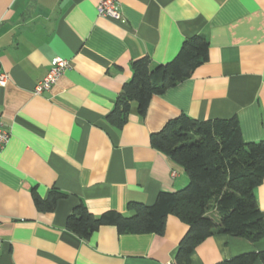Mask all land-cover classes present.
<instances>
[{"label": "crops", "instance_id": "0c3cea01", "mask_svg": "<svg viewBox=\"0 0 264 264\" xmlns=\"http://www.w3.org/2000/svg\"><path fill=\"white\" fill-rule=\"evenodd\" d=\"M100 0H0V264H163L173 260L185 222L169 214L163 234H121L102 225L87 240L65 228L82 203L94 216H128L129 201L153 203L188 184L184 169L150 143L169 119L235 117L245 141L264 139V0H117L120 20L97 14ZM202 34L207 60L192 75L109 125L132 60H171ZM69 66L49 91L34 94L54 57ZM65 194L51 211L34 196ZM264 215V180L255 188ZM264 250L257 241L214 233L189 264H215ZM255 264H263L256 260Z\"/></svg>", "mask_w": 264, "mask_h": 264}, {"label": "trees", "instance_id": "16d2710c", "mask_svg": "<svg viewBox=\"0 0 264 264\" xmlns=\"http://www.w3.org/2000/svg\"><path fill=\"white\" fill-rule=\"evenodd\" d=\"M208 41L202 34L186 38L175 56L152 65L144 56L131 61L132 74L125 82L106 120L121 129L136 103L135 113L144 116L150 99L189 78L207 60ZM238 120H198L186 114L169 119L150 135L151 145L179 164L188 184L171 192L160 191L153 203L129 201L128 216L108 210L94 216L82 203L68 214L65 228L89 239L102 225H114L123 234H163L169 214L185 222L175 264H189L190 254L214 233L257 241L264 236V215L257 205L255 188L264 180V139L245 141ZM45 199L34 196L38 210H53L64 193L52 189ZM264 264V250L242 253L215 264Z\"/></svg>", "mask_w": 264, "mask_h": 264}, {"label": "built area", "instance_id": "2783aa9c", "mask_svg": "<svg viewBox=\"0 0 264 264\" xmlns=\"http://www.w3.org/2000/svg\"><path fill=\"white\" fill-rule=\"evenodd\" d=\"M97 14L101 17H108L115 20L122 18L117 0H100L97 4ZM69 62L61 57H54L49 65L50 68L46 75L41 78L33 88V93L38 95L49 91L56 83L63 71L69 66ZM8 73L0 71V87L4 86L8 81ZM9 139V132L5 129L3 122L0 119V148H2ZM163 264H175L174 259L166 261Z\"/></svg>", "mask_w": 264, "mask_h": 264}]
</instances>
